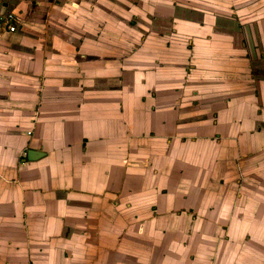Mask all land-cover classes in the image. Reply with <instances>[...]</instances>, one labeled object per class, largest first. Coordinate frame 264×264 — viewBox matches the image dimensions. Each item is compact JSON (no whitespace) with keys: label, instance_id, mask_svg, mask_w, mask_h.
I'll return each instance as SVG.
<instances>
[{"label":"crops","instance_id":"1","mask_svg":"<svg viewBox=\"0 0 264 264\" xmlns=\"http://www.w3.org/2000/svg\"><path fill=\"white\" fill-rule=\"evenodd\" d=\"M0 264H264V0H0Z\"/></svg>","mask_w":264,"mask_h":264},{"label":"built area","instance_id":"2","mask_svg":"<svg viewBox=\"0 0 264 264\" xmlns=\"http://www.w3.org/2000/svg\"><path fill=\"white\" fill-rule=\"evenodd\" d=\"M5 22L7 23L9 29L11 31H15L16 30V24L15 22L17 21V15L14 12H9L5 15Z\"/></svg>","mask_w":264,"mask_h":264},{"label":"water","instance_id":"3","mask_svg":"<svg viewBox=\"0 0 264 264\" xmlns=\"http://www.w3.org/2000/svg\"><path fill=\"white\" fill-rule=\"evenodd\" d=\"M43 155H44L43 152L38 151V150H35V149H30V150L28 151V158H29L30 160H36V159H38V158H41Z\"/></svg>","mask_w":264,"mask_h":264},{"label":"rangeland","instance_id":"4","mask_svg":"<svg viewBox=\"0 0 264 264\" xmlns=\"http://www.w3.org/2000/svg\"><path fill=\"white\" fill-rule=\"evenodd\" d=\"M180 163H182V160L180 161ZM180 163H178V164H180ZM186 166L188 167V166H190V165L186 164Z\"/></svg>","mask_w":264,"mask_h":264}]
</instances>
